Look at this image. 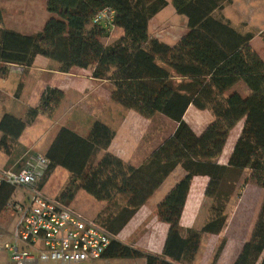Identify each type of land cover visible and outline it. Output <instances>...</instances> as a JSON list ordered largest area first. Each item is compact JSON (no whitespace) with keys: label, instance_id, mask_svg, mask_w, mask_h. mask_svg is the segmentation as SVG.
Masks as SVG:
<instances>
[{"label":"trees","instance_id":"1","mask_svg":"<svg viewBox=\"0 0 264 264\" xmlns=\"http://www.w3.org/2000/svg\"><path fill=\"white\" fill-rule=\"evenodd\" d=\"M225 1L172 0L176 11L187 17L188 26L173 44L150 32V21L168 6V0H48L52 16L35 34L5 27L0 5V78L9 73V64L30 67L43 55L56 61L62 72L90 68L93 77L112 83L114 101L147 118L159 113L177 124L139 166L111 152L95 161V155L106 150L116 135L100 121L94 122L87 136L62 126L44 153L50 165L42 186L60 166L72 174L59 198L63 203L68 205L79 190L105 203L96 219L114 238L103 258L144 257L147 264H193L205 234H220L228 215L221 203L222 214L200 228L181 224L191 177L207 175L205 195L216 199L230 198L224 185L230 174L241 175L244 170L249 171L245 183L252 181L264 189V65L245 47L254 32L244 33L215 14ZM104 8L114 10L113 25L124 30L108 42L111 31L94 22L95 14ZM240 82L250 89L248 95L233 89ZM63 97L62 91L47 87L40 106L51 113ZM190 105L212 112L213 120L202 133L184 119ZM29 120V114L23 121L5 113L0 119V146L10 153L9 142L19 139ZM240 121H244L243 128L228 162L219 163L216 159ZM25 157L15 170L22 167ZM178 166L185 176L157 205L159 219L169 225L162 254L118 239ZM16 190L7 182L0 183V216L8 209L14 211ZM226 243L223 238L210 264H217ZM233 264H264V199Z\"/></svg>","mask_w":264,"mask_h":264},{"label":"rangeland","instance_id":"2","mask_svg":"<svg viewBox=\"0 0 264 264\" xmlns=\"http://www.w3.org/2000/svg\"><path fill=\"white\" fill-rule=\"evenodd\" d=\"M47 4L48 0H0V5L4 11V26L22 33H38L44 28L46 22L52 16L48 10ZM187 30V17L176 11L172 0H169L168 6L161 10L150 22L151 34L169 44L177 42ZM111 32L110 37L106 40L107 42L112 41L121 34V30L116 27H114ZM51 61L55 62L53 60ZM28 68L27 66L25 71L22 72L19 71L20 68H18L19 70L17 71V69H11L10 67L9 73L0 78V90L3 91V94L7 98L15 102V106L18 109L27 112L26 115L29 114L30 118V120L27 121V127L21 137L17 141L13 140L9 142L11 146L10 153L0 146V170L9 168L14 169L17 166L14 165V162H11V160L17 158L19 159L18 163H22L24 157L26 156V159L33 150L39 153L46 151V144L51 140L52 135H57L59 130L55 122L56 118L55 120L48 118V116L45 115V107L40 106V101L47 88H43L44 84L41 82V79H39L40 76L35 74V72L38 71ZM26 70H28V73ZM89 72H91L90 68ZM21 82L25 85L23 90L22 88L24 85H20L18 88ZM101 83L104 82H100V84ZM17 88L16 95H19V90H22V95L19 98L15 97ZM236 88L244 95H248L250 92V89L244 82L238 83ZM42 89L45 90L40 93ZM111 89L112 86L109 82H105L100 86V91L105 96H108ZM66 102L69 105L72 100L69 99ZM104 102V98L99 97L97 93H93L91 94V98H82L76 107L83 109L85 105L89 104L96 109L97 105L101 106ZM113 102L115 105L110 106V113H117L115 110L118 107L122 111H128L133 117L140 116V118H142L141 125L143 129L145 125L142 142L137 144V146H132V152L136 149L135 147L141 150V155L139 157L134 155L136 157L134 158V165H137L136 163H139L137 161H140V159L142 160L144 155H149L153 149L161 145L176 129V122L163 114L158 113L147 118L134 109L127 108L116 101ZM32 109L34 110L33 114H31ZM186 116L187 122L191 123L198 134L202 133L213 120L211 111L201 110L194 105L189 108V112ZM66 118H68V116ZM144 118H146V120H144ZM201 128L202 130H200ZM234 135H236L235 132L229 143H227L223 154L216 159L219 163L226 164L228 162L227 157L232 149V141L235 139ZM248 174L249 171L244 170L241 175H229L228 179L230 180L224 185L225 191L231 192L230 198L225 197L227 200L222 197L216 199L205 195V189L209 182V177L207 175H196L191 177L188 193L190 196L187 197L185 201L182 213L185 222H188L193 216L192 207L197 209L202 208L200 216L197 218L194 226L196 228H200L202 226L200 224L204 221L211 220L222 214V211L218 209L221 203L225 204L224 212L228 215L227 226L220 234H205L204 241L193 264H210L215 250L223 238H226L227 241L225 247L228 246L221 264H231L239 248L250 236L264 199V189L252 181L245 183L244 178ZM184 176V169L178 166L165 183L157 190L154 199L151 200H156L160 196L165 195V193L167 195ZM70 177L71 173L67 169L60 166L56 167L49 173L44 181V193L52 199L60 198L70 181ZM24 196L25 188H18L13 201L22 199ZM69 203L71 206L81 210L90 217H96L105 204L103 201L94 198L85 190H79L75 198L68 202V204ZM186 206H188V208ZM16 218V213L9 209L0 216V264H16L11 258V253L7 249H1L6 242L14 241ZM131 225L132 223L129 224V227H131ZM40 264L55 263L49 262ZM85 264L92 263L88 261Z\"/></svg>","mask_w":264,"mask_h":264},{"label":"crops","instance_id":"3","mask_svg":"<svg viewBox=\"0 0 264 264\" xmlns=\"http://www.w3.org/2000/svg\"><path fill=\"white\" fill-rule=\"evenodd\" d=\"M215 14L219 17H223L224 19L228 20L235 28H237L238 30L244 33L254 32L255 34L254 37L245 45V47L254 51L259 57L262 64L264 65V40L261 36V33L264 30V0H226L224 2V5L215 11ZM119 29L121 30V34L119 36H121L124 30L122 28ZM58 68H59V64L56 61L52 62L51 59L43 55H38L34 61V64L28 68L31 70L38 71L35 72V74L40 76L39 79H41V82L44 84L43 88L46 89L47 87H50L55 90L62 91L64 93L63 100L58 105V107L55 110H53L51 113H48L45 110L46 111L45 115H47L48 118H50L51 120H55L56 118L55 122L57 123L59 129L62 126H66L71 130L84 136H87L89 134L91 127L96 121H100L108 125L113 130H115L116 135L112 139V142L110 143V145L106 150L99 151L95 155L94 158L95 161H97L104 152H111L134 165V158H136L137 156L139 157L141 155L140 152L141 150L137 147H135L136 149H134V152H132V146L134 145L137 146V144H140L142 142V135H144V130H145V125H144V129L142 128L141 125L142 118H140V116L133 117L130 115L128 111L127 112L126 110L122 111L118 107L115 110L117 113L115 114L114 112L110 113V109H109L110 106L115 105L113 102L114 100L111 97L112 89L109 92L108 96H105L100 91V86L105 82H109L110 85L112 86V83L106 79H98L93 77L92 70L91 72H89V68H74L71 72H62ZM27 71L28 70H26V72ZM100 82H104V83L100 84ZM20 85L23 86L24 84L21 82L18 85V88L20 87ZM18 88L16 89L15 92L16 98H19L22 95V90L25 88V85L23 86L22 90H19V95H16ZM45 89H42L40 93H42ZM233 89L241 92L236 88V86ZM93 93H97L99 97L105 99V102L101 106L97 105L96 109L89 104L85 105V108L83 109L76 107V105H78V102L81 101L82 98H86V97L91 98V94ZM69 99L72 100V102H70V104L68 105L66 101H68ZM191 106L193 105H190V107ZM105 108L110 114L106 111ZM189 108L186 112V115L189 112ZM5 113L13 114L19 118H22L23 121H25L28 116L26 115L27 112L25 111L23 112L22 110L18 109L15 106V102L10 98H7L3 94V91L0 90V119ZM186 115L184 116V119L187 121ZM67 116L68 118H66ZM144 120H146V118H144ZM189 124L191 125V123ZM243 124L244 121H240L230 133L227 143H229V141L231 140L233 133L234 132L236 133V135H234L235 139L234 141H232L233 143H232L231 152L241 133ZM200 130H202V128ZM54 136L55 135H52L51 140L46 144L45 147L46 151L42 153L47 152L48 148L50 147L54 138L56 137ZM1 137L2 134L0 133V138ZM149 155L147 156L144 155L142 160L140 159V161H137L139 163H136L137 164L136 166L141 165L142 162H144ZM228 159L229 156L227 157V161ZM18 160L19 159L15 158L11 160V162H14L13 164L17 166ZM155 193L147 201V203L139 209V211L136 213L133 219L125 226V228L121 231V233L117 236V238L125 243H128L133 246L141 247L149 252L162 254L169 225L166 222H163L159 219L157 213V205L165 197L166 193L165 195L160 196L156 200H151L154 199ZM15 194L13 196L14 199H15ZM189 196L190 194L187 195V197ZM149 201H151L152 203ZM68 205L71 206L70 203ZM186 207L188 208V206ZM201 210L202 208L197 209L195 207L194 208L192 207L193 216L190 218L188 222H185V218L182 215L181 224L185 227H194L197 218L200 216ZM205 222L206 221H204L200 225H203ZM130 223H132L131 227H129ZM227 246L225 247L221 255L222 257H220L217 264H221L224 258V254L227 251ZM241 248L242 246L239 248L236 255L233 257V261L231 262V264L234 263ZM87 262L88 261L77 262V263L85 264ZM90 262L92 264H147V260L144 257H139V258L101 257L96 260H92Z\"/></svg>","mask_w":264,"mask_h":264},{"label":"built area","instance_id":"4","mask_svg":"<svg viewBox=\"0 0 264 264\" xmlns=\"http://www.w3.org/2000/svg\"><path fill=\"white\" fill-rule=\"evenodd\" d=\"M113 20L111 8L94 16L95 23L110 31L115 27ZM10 67L22 72L27 68L21 64ZM49 165L44 153L31 152L19 170H0V183L25 188V196L12 204L17 216L14 241L6 242L1 249H7L16 264H70L101 258L114 234L96 217L44 193L42 182Z\"/></svg>","mask_w":264,"mask_h":264}]
</instances>
